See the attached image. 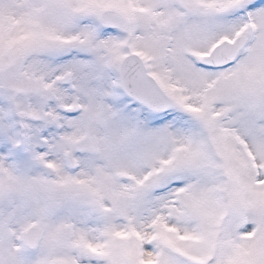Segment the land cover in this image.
I'll return each mask as SVG.
<instances>
[{
    "label": "snow or ice",
    "instance_id": "6c2138e0",
    "mask_svg": "<svg viewBox=\"0 0 264 264\" xmlns=\"http://www.w3.org/2000/svg\"><path fill=\"white\" fill-rule=\"evenodd\" d=\"M0 264H264V0H0Z\"/></svg>",
    "mask_w": 264,
    "mask_h": 264
}]
</instances>
